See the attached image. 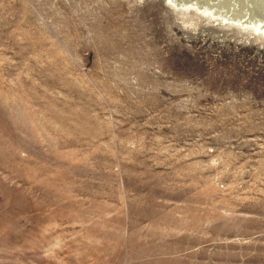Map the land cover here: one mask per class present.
I'll return each instance as SVG.
<instances>
[{
	"label": "rangeland",
	"instance_id": "374dc122",
	"mask_svg": "<svg viewBox=\"0 0 264 264\" xmlns=\"http://www.w3.org/2000/svg\"><path fill=\"white\" fill-rule=\"evenodd\" d=\"M190 3L0 0V264H264V30Z\"/></svg>",
	"mask_w": 264,
	"mask_h": 264
},
{
	"label": "bare ground",
	"instance_id": "6f19581e",
	"mask_svg": "<svg viewBox=\"0 0 264 264\" xmlns=\"http://www.w3.org/2000/svg\"><path fill=\"white\" fill-rule=\"evenodd\" d=\"M172 1L176 4L186 5V3L190 0ZM191 2L192 3L189 5L197 6L202 9V12H211L213 14H216L215 12H217L222 14L225 11V16L232 20H237L239 23H248L249 25L251 24L255 26V29L264 30V0H212L213 4L207 2L208 5H204L203 3L201 4L198 0H191ZM217 6H221L225 10L221 11V9L218 10V8L215 10L214 8Z\"/></svg>",
	"mask_w": 264,
	"mask_h": 264
}]
</instances>
